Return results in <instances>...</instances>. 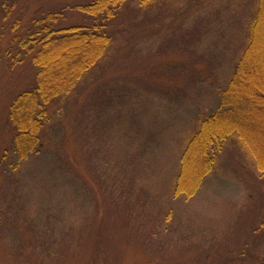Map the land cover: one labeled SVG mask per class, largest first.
<instances>
[{"label":"rangeland","instance_id":"1","mask_svg":"<svg viewBox=\"0 0 264 264\" xmlns=\"http://www.w3.org/2000/svg\"><path fill=\"white\" fill-rule=\"evenodd\" d=\"M79 1L0 0V264H264V171L237 137L196 196L168 193L258 0H161L137 26L128 14L103 61L46 107L41 147L20 162L9 109L36 70L18 38Z\"/></svg>","mask_w":264,"mask_h":264},{"label":"trees","instance_id":"2","mask_svg":"<svg viewBox=\"0 0 264 264\" xmlns=\"http://www.w3.org/2000/svg\"><path fill=\"white\" fill-rule=\"evenodd\" d=\"M160 1L80 0L29 21L18 45L30 56L35 78L29 89L14 97L9 109L20 162L41 147L46 107L73 93L103 61L113 42L123 34L128 14L137 26L141 22L137 16ZM253 9V14L250 11L245 15L248 36L234 59L233 75L221 93L219 107L201 121L182 150L179 175L168 192L172 198L189 201L196 196L214 169L215 150H222L230 137L242 141L258 169L264 171V143L258 138L264 131V0H258ZM10 13L6 10L4 19ZM68 13L81 16L83 22L65 24ZM20 22L17 18L11 30L16 31ZM16 39H12L7 53H12ZM15 62L21 60L15 57Z\"/></svg>","mask_w":264,"mask_h":264}]
</instances>
